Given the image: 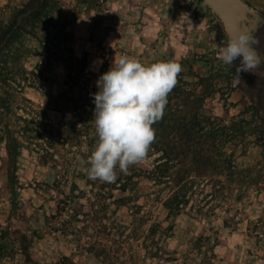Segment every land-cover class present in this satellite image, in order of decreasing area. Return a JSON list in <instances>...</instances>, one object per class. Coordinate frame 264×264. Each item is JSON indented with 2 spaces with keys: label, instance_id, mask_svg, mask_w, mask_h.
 I'll use <instances>...</instances> for the list:
<instances>
[{
  "label": "rangeland",
  "instance_id": "1",
  "mask_svg": "<svg viewBox=\"0 0 264 264\" xmlns=\"http://www.w3.org/2000/svg\"><path fill=\"white\" fill-rule=\"evenodd\" d=\"M241 1L254 12L249 31L264 59V0ZM27 2L0 0V264H264V66L237 81L217 57L228 36L203 0H47L23 32L5 34ZM84 54L93 73L121 56L182 66V106L170 115L197 117L194 135L216 139L219 163L199 170L201 180L191 173L179 214L167 216L146 195L134 200L137 213L132 203L116 208L73 168L61 176L40 164L31 144L8 162L6 133L44 110L64 80V59ZM155 157L139 167L150 169ZM72 182L86 199L51 217ZM157 190L161 201L171 194Z\"/></svg>",
  "mask_w": 264,
  "mask_h": 264
},
{
  "label": "trees",
  "instance_id": "2",
  "mask_svg": "<svg viewBox=\"0 0 264 264\" xmlns=\"http://www.w3.org/2000/svg\"><path fill=\"white\" fill-rule=\"evenodd\" d=\"M46 5L47 0H28L4 33L12 37L18 31L23 32L29 19L35 20L39 17ZM85 55L82 58L67 56L64 59L66 73L62 85L55 95L48 97L46 105H42L44 110L39 111V114L35 113L31 120L19 118L24 123L20 133H6L8 162H14L13 157L19 154V146L24 147V143L31 144L40 164L49 165L53 170L57 169L60 175L65 172L63 169L73 168L75 177L84 182L88 192H93L97 187L99 193H95V196L102 201L110 199L116 208L132 203L137 213L140 206L135 204L134 200L146 195L153 201L160 202L167 216L179 214L186 201L189 190L187 187L195 182L191 179V173L201 180L199 170H211L219 163L214 152L217 148L216 139L212 136L194 135L193 129L201 126L197 117L188 115L178 119L170 115V112H175L182 106V94L174 88L167 97L162 119L153 125L155 141L147 156H157L152 167L142 170L138 164L133 165L130 166L128 174L120 172L117 168V179L112 183L89 179L86 168L90 165L81 164V160L87 161L98 139L93 120V94L99 91L96 81L104 72L88 71L90 62ZM43 78L46 82V77ZM47 111L51 112L52 118L49 121L46 120ZM31 126H34L33 129ZM29 132L34 136L28 135ZM160 185L171 189V194L163 201L159 199L160 190H157ZM204 186L211 188L212 195L219 193L212 182L206 181ZM86 193L87 190H79L76 183L72 182L70 192L54 202L55 210L51 217L66 211L75 213L76 200L86 199Z\"/></svg>",
  "mask_w": 264,
  "mask_h": 264
},
{
  "label": "clouds",
  "instance_id": "3",
  "mask_svg": "<svg viewBox=\"0 0 264 264\" xmlns=\"http://www.w3.org/2000/svg\"><path fill=\"white\" fill-rule=\"evenodd\" d=\"M253 31L237 30L229 34L217 57L235 67L237 81L242 72H254L264 66L257 51ZM239 59V64L234 62ZM182 72L171 61L144 65L135 58L121 56L96 81L94 124L97 141L87 161L86 173L91 180L115 182L118 168L128 174L130 166L142 163L155 141L153 125L162 119L167 97ZM79 127V126H78Z\"/></svg>",
  "mask_w": 264,
  "mask_h": 264
},
{
  "label": "water",
  "instance_id": "4",
  "mask_svg": "<svg viewBox=\"0 0 264 264\" xmlns=\"http://www.w3.org/2000/svg\"><path fill=\"white\" fill-rule=\"evenodd\" d=\"M220 20L227 36L240 30H249L254 22V12L241 0H203Z\"/></svg>",
  "mask_w": 264,
  "mask_h": 264
}]
</instances>
